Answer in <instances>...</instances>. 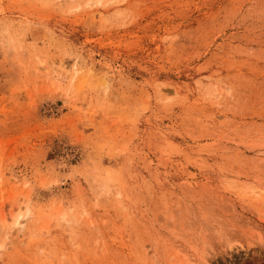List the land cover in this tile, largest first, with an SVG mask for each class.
<instances>
[{"label": "rangeland", "instance_id": "obj_1", "mask_svg": "<svg viewBox=\"0 0 264 264\" xmlns=\"http://www.w3.org/2000/svg\"><path fill=\"white\" fill-rule=\"evenodd\" d=\"M189 261L264 264V0H0V264Z\"/></svg>", "mask_w": 264, "mask_h": 264}, {"label": "bare ground", "instance_id": "obj_2", "mask_svg": "<svg viewBox=\"0 0 264 264\" xmlns=\"http://www.w3.org/2000/svg\"><path fill=\"white\" fill-rule=\"evenodd\" d=\"M248 183H249V182H248ZM251 184H252V183H251ZM255 191H256V190H255ZM17 223H18V221H17ZM193 248H194V247H193ZM189 263H190V264H193V262H192V261H189Z\"/></svg>", "mask_w": 264, "mask_h": 264}]
</instances>
